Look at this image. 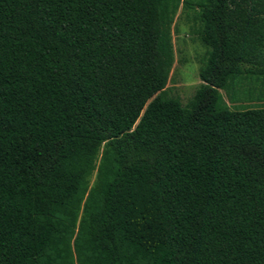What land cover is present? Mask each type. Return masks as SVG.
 <instances>
[{
    "label": "trees",
    "instance_id": "1",
    "mask_svg": "<svg viewBox=\"0 0 264 264\" xmlns=\"http://www.w3.org/2000/svg\"><path fill=\"white\" fill-rule=\"evenodd\" d=\"M221 88L264 101V0H0V264H264V106Z\"/></svg>",
    "mask_w": 264,
    "mask_h": 264
},
{
    "label": "rangeland",
    "instance_id": "2",
    "mask_svg": "<svg viewBox=\"0 0 264 264\" xmlns=\"http://www.w3.org/2000/svg\"><path fill=\"white\" fill-rule=\"evenodd\" d=\"M198 27L196 11L181 6L173 23L175 61L166 89L169 95L179 97L183 105L188 103L202 82L199 77V68L207 48L198 38ZM219 91L224 102L231 109L264 106V101H250L247 97L245 98V95H240L237 101L232 102L224 89L221 88ZM90 179L93 182L95 174H92Z\"/></svg>",
    "mask_w": 264,
    "mask_h": 264
}]
</instances>
